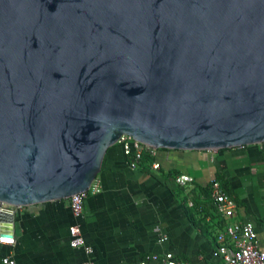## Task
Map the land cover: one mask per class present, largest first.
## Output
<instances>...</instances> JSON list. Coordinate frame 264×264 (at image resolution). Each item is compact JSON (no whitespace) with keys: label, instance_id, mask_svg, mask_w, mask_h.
Instances as JSON below:
<instances>
[{"label":"water","instance_id":"95a60500","mask_svg":"<svg viewBox=\"0 0 264 264\" xmlns=\"http://www.w3.org/2000/svg\"><path fill=\"white\" fill-rule=\"evenodd\" d=\"M126 135L264 143V0H0V241L86 191Z\"/></svg>","mask_w":264,"mask_h":264},{"label":"crops","instance_id":"0c3cea01","mask_svg":"<svg viewBox=\"0 0 264 264\" xmlns=\"http://www.w3.org/2000/svg\"><path fill=\"white\" fill-rule=\"evenodd\" d=\"M146 168L132 170L121 149H110L96 178L99 192L83 201L79 217L68 200L23 207L13 218L12 242L0 241V259L16 264H83V250L69 244L78 225L96 264H137L146 255L173 254L181 263L218 264L217 233L228 223H251L264 250V150L249 145L218 151H160ZM159 164L153 169L152 164ZM222 174L233 191L235 213L218 214L210 196ZM189 176L180 186L174 179ZM220 185V183H219ZM208 188L209 197L201 190ZM221 187V185H220ZM222 189V187H221ZM223 190V189H222ZM155 228L159 229L156 233Z\"/></svg>","mask_w":264,"mask_h":264},{"label":"built area","instance_id":"2783aa9c","mask_svg":"<svg viewBox=\"0 0 264 264\" xmlns=\"http://www.w3.org/2000/svg\"><path fill=\"white\" fill-rule=\"evenodd\" d=\"M122 152L129 162L132 170H135L145 153L155 156L156 150L148 147L136 139L122 135L118 142ZM260 145L264 150V143ZM249 146V145H248ZM246 146H240L244 148ZM153 169H158L159 164L155 163L151 166ZM174 181L180 186H185L192 183V178L189 176H177ZM96 180L90 187L81 193L73 195L69 198V207L73 216L79 217L82 213L83 201L89 194L99 192ZM210 196L215 205V208L221 216L226 219H231L234 216L236 204L220 187L219 183L212 182L210 188ZM23 207L4 206L3 209L15 216V213ZM156 233L159 229L155 228ZM70 246L75 249L83 250L86 259L83 264H96L93 260V249L89 246L78 225H73L69 228ZM217 248L214 256L219 260L218 264H264V250L258 248L256 244V232L251 223H228L223 226L217 233ZM0 264H16L15 260L10 256H4L0 259ZM137 264H188L177 261L173 254L165 253L159 257L156 254L146 255L144 259Z\"/></svg>","mask_w":264,"mask_h":264},{"label":"trees","instance_id":"16d2710c","mask_svg":"<svg viewBox=\"0 0 264 264\" xmlns=\"http://www.w3.org/2000/svg\"><path fill=\"white\" fill-rule=\"evenodd\" d=\"M120 148L121 151H122V148L120 145H115V146H112L110 147L107 152L110 150V149H113V148ZM160 151H166V149H159ZM172 151H176V150H172ZM106 152V153H107ZM123 153V152H122ZM106 155V154H105ZM124 155V154H123ZM154 158L150 155V154H147L145 153L142 157V160H141V164H144V166L147 168L149 166V164H151L152 162H154ZM215 181H218L223 189V191L229 195V196H232L233 194V191L231 190L230 188V185H229V182L227 181V179L225 178V176H223L222 174H217L215 176ZM202 193L205 195V197H209V192H208V188H204L203 190H201Z\"/></svg>","mask_w":264,"mask_h":264}]
</instances>
